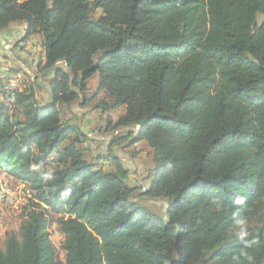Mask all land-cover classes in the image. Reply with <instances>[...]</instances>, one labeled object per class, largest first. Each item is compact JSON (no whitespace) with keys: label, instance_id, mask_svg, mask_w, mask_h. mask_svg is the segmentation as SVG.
<instances>
[{"label":"trees","instance_id":"trees-1","mask_svg":"<svg viewBox=\"0 0 264 264\" xmlns=\"http://www.w3.org/2000/svg\"><path fill=\"white\" fill-rule=\"evenodd\" d=\"M19 24L48 83L0 78V169L32 190L0 264H264V0H0ZM75 107L121 129L105 150Z\"/></svg>","mask_w":264,"mask_h":264},{"label":"rangeland","instance_id":"rangeland-1","mask_svg":"<svg viewBox=\"0 0 264 264\" xmlns=\"http://www.w3.org/2000/svg\"><path fill=\"white\" fill-rule=\"evenodd\" d=\"M100 14L101 10L95 11L96 16ZM23 31L24 25L19 24L0 32V65H2L5 74V70L12 69L13 73H7V78L14 85L23 87L30 79H34L44 88H47L48 77L37 72V63L40 61L41 51L38 44L39 39L33 37L28 42H21ZM96 83L97 77L92 78L90 85L93 89H95ZM46 94L45 92L41 94L43 101L47 100ZM74 109L83 118L82 125L84 130L89 131L92 137L97 138L98 147L96 149L105 150L108 140L118 135L121 131V129H116L112 133L109 132L108 128V130H104L107 119L102 118L98 112H94L89 108L75 107ZM122 111V108L115 110L113 115H111V119L115 120ZM124 146H119L117 153H121L127 165L131 167L133 174L132 183L146 188L148 182L145 170L152 167L151 161L148 159L149 147L145 143H138L129 147L126 151ZM31 195L32 190L27 184L6 175L0 169V198L7 196L6 201L0 200V245L4 242L7 231L17 229L21 220L22 207L27 203L28 196ZM150 204L164 210L167 203L165 201L152 200ZM50 231L59 258L64 260L65 251L62 248V244L65 236L58 230L57 224H51Z\"/></svg>","mask_w":264,"mask_h":264},{"label":"built area","instance_id":"built-area-1","mask_svg":"<svg viewBox=\"0 0 264 264\" xmlns=\"http://www.w3.org/2000/svg\"><path fill=\"white\" fill-rule=\"evenodd\" d=\"M0 78L1 79H5L7 78V75L4 73V69H0ZM5 189V188H4ZM7 197V196H6ZM6 197H1L0 200L1 201H6Z\"/></svg>","mask_w":264,"mask_h":264}]
</instances>
